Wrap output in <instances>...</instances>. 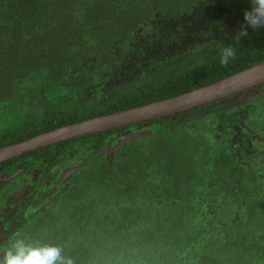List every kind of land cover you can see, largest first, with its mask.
<instances>
[{
    "label": "trees",
    "instance_id": "obj_1",
    "mask_svg": "<svg viewBox=\"0 0 264 264\" xmlns=\"http://www.w3.org/2000/svg\"><path fill=\"white\" fill-rule=\"evenodd\" d=\"M202 6L219 27V36L207 46L209 53L217 52L210 66L201 65L200 52L194 51L171 64L154 60L143 74L96 95L85 92L97 72L108 80L115 67L137 53L133 34L151 18L158 15L175 25L182 18L194 20ZM217 8L241 16L251 3L0 0V148L173 97L263 62L264 29H249L237 40V31L223 28ZM207 23L204 17L199 27ZM225 47L236 49L227 66L220 63ZM197 121L187 126L170 117L152 121L151 134L114 157L95 153L133 126L1 164L90 158L40 217L39 211L26 217L18 207L3 214L7 224L16 222L10 233L60 245L75 264H264V158H240L214 137V120L198 116Z\"/></svg>",
    "mask_w": 264,
    "mask_h": 264
},
{
    "label": "flooded vegetation",
    "instance_id": "obj_2",
    "mask_svg": "<svg viewBox=\"0 0 264 264\" xmlns=\"http://www.w3.org/2000/svg\"><path fill=\"white\" fill-rule=\"evenodd\" d=\"M217 11L220 12L218 14L220 15L219 21L222 22L225 30L232 27L238 29L240 20H244V15H232L225 8H217ZM205 18L209 23L201 27L202 32L198 31V33L193 32L191 34L186 33L188 22L183 18L175 20V25L166 24V20L158 15L151 18L132 37L136 39L137 34L141 35L136 39L139 41L137 53L140 50L141 54L139 56L137 53L129 54V58L126 57L118 67L114 68L116 70L111 73L112 76L108 80L101 78L97 80L92 85L93 95L107 88L111 89L113 85L118 83H125L136 75L143 74L146 68L153 66L154 60L160 61L161 65L171 64L175 63L177 57L181 58L182 55L198 51L200 52L198 60L202 62L200 64L205 67L210 66L214 60L212 56L216 55L217 52L209 53L207 46L214 37L219 36V34H216L219 32V27L218 25L213 26L214 21L210 18ZM187 20L194 23L192 19ZM180 23L183 24L182 30L178 26ZM227 24L231 28H226ZM144 28L147 29L143 30ZM174 29L177 31L172 33L170 30ZM185 33L187 36H185ZM221 70L225 72L224 66H221ZM198 116L205 118L208 122L214 120L210 124V126L216 127L217 130V133L213 132L214 137L217 136L224 145L230 148L233 154H238L240 158L243 156L247 158L254 157L256 160L257 158L258 160L264 158V125H258L256 122L257 118L258 121L264 120V83L252 91L239 92L237 95H232L221 101L181 113L175 119L173 116L168 117L177 124L184 122L187 126L188 124L196 125ZM152 121L133 125L134 130H126V135H117L107 145H116L140 127L143 131L149 128L155 130ZM129 144L128 142L123 148H127ZM122 152L123 150L119 153ZM84 162H90V158H84L83 160L78 158L73 162L55 161L52 164H48L47 161L25 160L18 165L20 166L19 169L17 166L0 167V175H7L9 171H11L9 175L13 174V177L8 178L0 186V251H3L8 241L17 233L14 235L10 233L16 226L15 220L7 224L3 214L15 213V207H18L21 211L23 210L22 213H25L26 217L36 211H46L57 199L56 196L64 195L65 190L62 191V189L64 187L66 189ZM76 165L78 167L72 171ZM16 172L18 174L14 175Z\"/></svg>",
    "mask_w": 264,
    "mask_h": 264
},
{
    "label": "water",
    "instance_id": "obj_3",
    "mask_svg": "<svg viewBox=\"0 0 264 264\" xmlns=\"http://www.w3.org/2000/svg\"><path fill=\"white\" fill-rule=\"evenodd\" d=\"M262 83H264V61L226 78L173 97L70 123L29 139L1 147L0 165L30 152L76 138L130 127L140 123H148L168 116H173L175 119L181 113L221 101L224 98L237 95L239 92L252 91ZM152 132V128L146 131L139 130L128 136L127 140L130 142ZM125 144L126 141L124 140L119 141L114 147H111L110 144L96 155L107 152L108 155L113 156ZM77 167V165L74 166L72 171ZM16 174L18 173L16 172L14 175ZM0 177H3V175H0Z\"/></svg>",
    "mask_w": 264,
    "mask_h": 264
},
{
    "label": "clouds",
    "instance_id": "obj_4",
    "mask_svg": "<svg viewBox=\"0 0 264 264\" xmlns=\"http://www.w3.org/2000/svg\"><path fill=\"white\" fill-rule=\"evenodd\" d=\"M250 3L251 8L244 11L245 23L238 28L236 35L237 40L248 36L249 29L253 31L264 29V0H250ZM235 59L236 49L234 47H225L222 49L220 58V63L222 65L227 66L230 61ZM130 130L132 131L134 128L127 129V131ZM139 130L143 131L142 129L137 128L134 132ZM114 146L111 144V147ZM122 148L117 152H120ZM114 155L108 156L114 157ZM63 252L64 249L60 245L33 243L30 242V237L27 235L16 233L8 241V244L3 251H0V264H75V261L71 257H66Z\"/></svg>",
    "mask_w": 264,
    "mask_h": 264
},
{
    "label": "rangeland",
    "instance_id": "obj_5",
    "mask_svg": "<svg viewBox=\"0 0 264 264\" xmlns=\"http://www.w3.org/2000/svg\"><path fill=\"white\" fill-rule=\"evenodd\" d=\"M204 6V5H203ZM202 6V9H201V12H200V15L199 16H196L195 17V19H194V23H191L189 20H187V25H188V28H186V33L187 34H191V33H193V32H196V33H198V31H200V32H202V28L200 27V29L198 28L199 26H200V22L202 21V19L204 18V17H209V15H206V13H207V10H206V8L205 7H203ZM213 9V8H212ZM211 9V10H212ZM218 12V11H217ZM221 12H223L222 10H221ZM218 14H220V12H218ZM245 23V21L244 20H240V22H239V26H241L242 24H244ZM186 25V26H187ZM178 26H180V30H182V27H183V24H178ZM226 28H231V26H228V24L225 26ZM147 28H144L143 30H146ZM142 30V31H143ZM229 30H236V31H238V29H235L234 27H232L231 29H229ZM186 33H185V36H187L186 35ZM139 36H141V35H139V34H137L136 36H135V38L137 39ZM103 66L104 67H106L107 66V63H104L103 64ZM98 73V77H97V80H99L103 75H104V73H101V72H97ZM93 86H92V84H90V86L88 85V87H87V89H86V93L87 94H89V95H93ZM256 122H257V124L258 125H264V120H261V121H258V118L256 119ZM121 134L123 135V134H125L126 135V131L125 132H121ZM128 137L127 138H124V139H122V140H124V141H126V144L128 143ZM125 144V145H126ZM125 145H123L122 147H124ZM18 167V169L20 168V166H17ZM16 168V167H15ZM14 168V169H15ZM13 170V169H12ZM11 171H9V173H10ZM9 173H7V175H3V177H0V186L3 184V182L4 181H6L8 178H10L11 176L13 177V174L12 175H9ZM40 215H41V212H39V215H38V217H40ZM18 233V232H17Z\"/></svg>",
    "mask_w": 264,
    "mask_h": 264
}]
</instances>
